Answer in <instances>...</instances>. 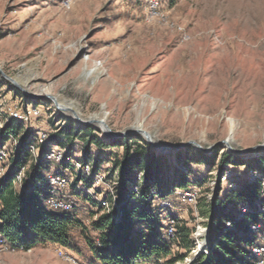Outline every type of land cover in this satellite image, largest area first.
I'll use <instances>...</instances> for the list:
<instances>
[{
    "label": "rangeland",
    "instance_id": "rangeland-1",
    "mask_svg": "<svg viewBox=\"0 0 264 264\" xmlns=\"http://www.w3.org/2000/svg\"><path fill=\"white\" fill-rule=\"evenodd\" d=\"M150 1L0 0V121L9 109L32 112L18 137L0 140V177L23 154L24 134L31 133L25 150L31 154L15 188L21 189L33 166L45 163L44 177L60 175L69 183L52 195L71 203L69 213L80 221L70 232L71 249L50 244L23 251L0 241V264H89L86 242L98 240L91 225L108 211L103 203L112 199L117 207L127 199L115 166L123 155L117 143L124 139L139 137L138 143L162 156L168 183L180 173L187 177V189L175 188L165 198L152 195L171 257L182 258L175 264L206 263L209 220L200 205L211 202L218 189L223 197L260 182L259 198L228 211L236 218L264 215V165H257L264 161V0H154V10ZM67 125L76 133L92 128L105 146L65 136ZM104 128L120 136L106 135ZM135 129L163 149L188 146L158 152L133 134ZM49 151H61L63 161H47ZM223 154L238 161L220 167ZM75 164L80 168L74 170ZM185 192L195 194L193 203L184 201ZM172 221L174 236H169ZM254 223L253 244L237 246L261 264L264 224L260 218ZM176 226L190 231L189 250L175 236Z\"/></svg>",
    "mask_w": 264,
    "mask_h": 264
},
{
    "label": "trees",
    "instance_id": "trees-1",
    "mask_svg": "<svg viewBox=\"0 0 264 264\" xmlns=\"http://www.w3.org/2000/svg\"><path fill=\"white\" fill-rule=\"evenodd\" d=\"M176 0H171L175 2ZM23 125L15 120L8 121L0 129V140L18 137ZM73 127L67 125L64 135H81L87 137L86 144L92 142L97 147L105 146L101 138L93 135L92 128H83L73 132ZM31 133L24 134L20 152L13 159V168L3 177H0V241L9 248L29 251L43 245H56L61 249L73 247L71 230L80 225V221L72 213L53 212L47 209L45 202L51 193L42 192L47 170L45 163H38L26 173L27 178L22 181V187L17 190L14 186L16 175L24 165V159L31 153L25 151L30 143L26 139ZM136 139H124L117 143L123 148L122 160L115 163L118 168V178L121 180L123 196L117 207L112 206V199H108L109 210L101 213L92 223V228L99 233L97 242L87 239V248L91 254L89 264H141L156 262V264H175L182 258H172L169 238L161 233L159 216L152 208L153 192L160 197L170 196L175 188L185 190L189 183L185 174L180 173L176 179L167 182L163 178L166 170L162 163V156L150 152L148 145H141ZM193 155L202 156L198 152ZM216 156L205 158L211 164ZM211 160V161H210ZM237 157L223 154L220 158V167L236 163ZM187 160L184 164L188 166ZM84 166V164H82ZM257 165L262 167L264 161L258 160ZM143 172L142 176H138ZM92 173H95L94 169ZM138 176V177H137ZM79 179L91 182L90 178ZM168 184L171 187H168ZM139 188V189H138ZM261 183L244 186L238 190H231L220 197V189L211 202L200 205V213L209 220V250L205 257V264H253L259 257L251 252L244 253L237 242L245 246L253 244V233L250 228L260 218L264 224V215L261 213L243 214L236 218L228 211L239 210L243 206L251 205L252 201L261 196ZM138 189V190H136ZM136 190V191H134ZM131 202V203H130ZM141 203V204H139ZM101 208V207H100ZM236 229V231L231 228ZM168 227V226H167ZM175 236L189 250L190 231L178 227ZM238 232H241L240 235ZM248 238V239H247ZM164 261L163 263H160Z\"/></svg>",
    "mask_w": 264,
    "mask_h": 264
},
{
    "label": "built area",
    "instance_id": "built-area-1",
    "mask_svg": "<svg viewBox=\"0 0 264 264\" xmlns=\"http://www.w3.org/2000/svg\"><path fill=\"white\" fill-rule=\"evenodd\" d=\"M150 4H151V6H150L151 10L156 9L157 3L154 0L150 1ZM8 112L9 113L7 114V117H5L3 120L0 121V126H3V124L7 123L8 121H10L12 119L17 121V122H20L21 124H27L28 121L30 120V118L32 117L31 111H27V113H22L21 111H18V108L9 109ZM0 158H1V156H0ZM45 158L47 161L49 160V161H55V162H62L63 161V154L61 151H49L45 154ZM76 167L80 168V165L75 164L74 170ZM88 177H90L89 173H88ZM85 178H87V177H85ZM44 185L49 188L50 193H51V197H49L45 202V205H46L48 210L53 211V212H66V213H69L73 210V205L71 203H67L65 201L58 200L52 195L58 190H62V189L69 187V183L64 178H62V176L50 174L47 177H45ZM70 186H71V188H74L75 185L73 183H71ZM183 199H184V201H187L189 203H193L195 201V194L192 192H185V193H183ZM103 204L106 206L110 205L108 202H104ZM114 204H115V202L112 203V206ZM107 210H109V207ZM174 224H175L174 221H172L170 223V225L168 226V229H167L168 232L167 233L169 236H174V228H173ZM57 255L61 259L69 260V258L61 250L57 251ZM261 264H264L263 260L261 261Z\"/></svg>",
    "mask_w": 264,
    "mask_h": 264
},
{
    "label": "water",
    "instance_id": "water-1",
    "mask_svg": "<svg viewBox=\"0 0 264 264\" xmlns=\"http://www.w3.org/2000/svg\"><path fill=\"white\" fill-rule=\"evenodd\" d=\"M78 121L80 123H83L80 120H78ZM107 131L109 133V136H111V137H115L116 138V137L120 136V135H116V134L111 133L108 129H107ZM132 133L133 134H139V135H141L145 139V141L151 146V148L154 149V150H156V151H158V152H160L162 150H164V151H176L178 149H181V148H184V147H187L188 146V145H183V146L176 147V148H169V149H166L165 148V149H163L161 147L155 146L152 143L151 137H150V135L147 132H145V131H137V129H135L134 131H132ZM225 144H227V142H225Z\"/></svg>",
    "mask_w": 264,
    "mask_h": 264
},
{
    "label": "bare ground",
    "instance_id": "bare-ground-1",
    "mask_svg": "<svg viewBox=\"0 0 264 264\" xmlns=\"http://www.w3.org/2000/svg\"><path fill=\"white\" fill-rule=\"evenodd\" d=\"M61 109L65 110V111H71V109H69V110H66V109H64V108H61ZM92 121H95V120L92 119ZM92 121H91V122H92ZM100 124H101V123H99V125H100ZM102 124H104V123H102ZM104 127H105V126H104ZM104 129H105V132H104V133H105L106 135H108L109 133H108L107 129H106V128H104ZM150 137H151V136H150ZM151 140H152V138H151ZM227 142H228V141H227ZM152 143H153V142H152ZM153 144H154V143H153Z\"/></svg>",
    "mask_w": 264,
    "mask_h": 264
}]
</instances>
